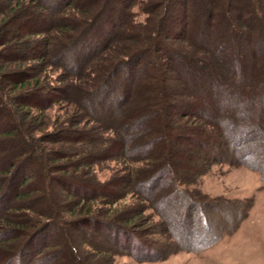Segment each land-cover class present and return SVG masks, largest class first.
<instances>
[{
	"label": "trees",
	"instance_id": "obj_1",
	"mask_svg": "<svg viewBox=\"0 0 264 264\" xmlns=\"http://www.w3.org/2000/svg\"><path fill=\"white\" fill-rule=\"evenodd\" d=\"M93 1L0 0V263L57 264L63 259L60 264H100L107 261L102 259L107 250L87 237V228H93V236L102 230L112 233L114 243L121 234L137 239L149 234L145 207L138 210L133 203L120 209L116 204L128 193L117 191L131 179L137 185L141 180L138 170L126 166L128 155L135 153L125 151L127 142H144L145 155L150 148L141 126L152 103L138 98L136 110L125 106L133 95L140 96L141 87L128 89L135 77L127 70L138 75L143 53L132 51L141 49L147 37L152 59H160L155 70L161 82L155 87L163 89L161 99L171 110L172 132L156 138L168 151L162 162L154 167L145 163L140 173L166 170L172 194L183 196L185 173L179 178L172 168L181 157L177 143L186 133L198 141L201 153L218 149V158L228 152L224 147L238 143L236 154L224 160L245 163L264 180V141L261 146L258 141L264 139V0ZM138 4L146 18L135 28L130 19L136 30L132 48L106 44L104 38L112 37L101 14L111 17L116 7L130 12ZM79 23L84 28L72 31ZM54 68L60 70L55 80L50 75ZM124 72L127 79L108 80ZM172 72L179 92L163 84ZM52 94L72 105L62 120L42 115ZM34 107L40 113L34 114ZM178 113L197 121L173 122ZM171 133L178 136L173 144ZM120 159L124 166L98 182L96 166ZM32 171L38 173V185L31 182L36 177ZM74 181L81 189L74 188ZM49 182L59 185L46 191L51 202L43 201ZM52 235L67 242L54 248Z\"/></svg>",
	"mask_w": 264,
	"mask_h": 264
},
{
	"label": "rangeland",
	"instance_id": "obj_2",
	"mask_svg": "<svg viewBox=\"0 0 264 264\" xmlns=\"http://www.w3.org/2000/svg\"><path fill=\"white\" fill-rule=\"evenodd\" d=\"M96 1L98 0L93 1V4H96ZM111 4L117 5L116 0H112ZM106 7H108L107 4L103 6L105 9ZM140 7L139 4L133 5L130 12H120V7H116V14L111 17H107L104 12L101 14V18L108 24L106 29H109L108 31L111 32L112 37L110 39L109 36L104 38L106 44L113 45V43H116L119 44V47L130 46L132 48L133 42L130 39L134 38L136 30L131 29L130 22L133 21L135 28L137 23L143 24L146 18ZM82 28H84L83 23L75 24L72 31L82 30ZM125 38L128 40H125ZM67 40V42L71 41L70 38ZM67 50H71V47ZM151 51L152 42L148 37L147 41L143 40L141 49L135 47L132 51L133 53L137 52V54L143 53L140 54L142 56V63H140L142 66L138 75L133 73L130 67L128 68L129 77L131 75L135 77L134 82L130 84L131 86L128 89L132 91L138 87H141V89L138 91L140 96L133 98V95L130 100L134 101L125 105L136 110L139 104L138 98L140 101L147 99L152 103L151 111H146L144 114V126H141L142 139L147 142V146H150V148H148L149 151L145 155V152L142 154V143L144 142H141V144L131 142L132 145L130 141L127 142L129 147L125 151L128 153L135 151V153H131L133 156H130V154L128 156L136 161L133 163L132 159L128 158V165L126 166H133V169L138 170L135 174L140 175L138 177L141 180H138L137 185V179L134 181L131 179L125 190L120 188L121 190L117 191L118 193H128L124 199L116 203L117 208L120 209L133 203L136 204L138 210L141 206L145 207L143 214L150 217V219L147 218V223L151 227H148L150 229L149 234H146V236L139 235V239L121 234L118 236L119 243H114L112 237L115 236L112 233L106 234L107 232L102 230V232H95L93 236V228H87V237L90 239L95 237L96 241L103 244L107 250L105 256L102 257L107 261L100 264H264V180L261 179V173L258 170L245 163L236 161L229 164L224 160L225 158L228 159L230 155L236 154L233 153L236 151L233 148H236L238 143L224 147L228 152H225L224 158L220 156L218 158V149H214L212 154H207L211 153L209 149L203 150L201 153V150L198 149V141H192L194 139L186 133L181 134L180 142L177 143L182 147L181 157L179 160H173L175 166L172 169L173 172L179 175V178L182 172L185 173L184 177L182 176L184 179L182 185L186 191L183 196L172 194L170 189L172 186L168 183L169 177L165 175L166 170L162 169L157 174L154 172L151 176L140 173V170L145 169L143 168L145 163L154 167L162 162L168 151L162 150L161 142H157L158 139L156 140V138H161L162 132L165 133L166 130L169 133L172 132L170 128L172 121H170L168 114L171 110H168V103L161 99L162 93L159 92L163 89L155 87L158 81L161 80L157 77L159 76L156 73L157 69L155 70L160 59L159 56L156 57L157 59H152ZM128 52L126 51L125 54H129ZM59 71L58 68L54 72L51 71L50 75L53 80H55L53 77H56ZM171 74L170 79L163 80L162 78L163 84L165 82L166 86L179 92L178 77L175 76V72ZM127 77L126 72H124L120 73L117 78L111 77L108 80L118 82V80L121 81L123 78L127 79ZM68 97H71V92ZM48 98H50L49 103L41 109V112L43 111L42 115H45L48 120L57 117H61L62 120L66 111L70 110L71 112L73 109L68 98L58 100V97L54 94L48 96ZM154 104H157V106H154ZM32 111L34 114L40 113L37 107H34ZM190 117L191 121H197L190 114L182 116L181 113H178L173 118V122L182 123L181 125H183ZM195 125H197L196 122ZM172 128L174 130V127ZM104 132L108 133L109 131ZM174 134L176 135V133ZM169 137L172 144L175 139H178V136L173 137L172 133ZM258 141H261V146L264 139ZM172 149L173 147L170 151ZM198 153L201 154V159H199ZM217 160L219 161L217 162ZM123 161V159H120V161L111 160L102 162L101 168L96 166L98 182L107 181L115 169L124 166ZM43 169L45 170L44 167ZM32 175H36V177H32V184L38 185V173L32 171ZM80 180L87 181L83 178ZM48 184V188L44 187L45 194L46 191L51 192L53 189L59 188L56 183L49 182ZM73 184L77 190L81 189L78 188L79 183L74 181ZM136 191H140L141 197ZM80 192H84V190H80ZM133 193L134 196H132ZM49 200L51 202V196L46 194L43 201L49 202ZM50 241H54V248H61L63 242H67V240H63L62 235H52ZM143 241L145 246H143ZM200 245L203 247L198 249ZM166 252L169 255L166 256ZM1 259H7V257L2 255ZM62 260L58 259L57 264H60ZM80 263L82 264L81 261Z\"/></svg>",
	"mask_w": 264,
	"mask_h": 264
}]
</instances>
